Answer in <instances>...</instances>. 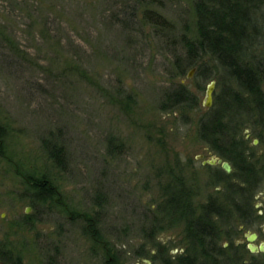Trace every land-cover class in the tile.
I'll list each match as a JSON object with an SVG mask.
<instances>
[{
  "label": "rangeland",
  "instance_id": "rangeland-1",
  "mask_svg": "<svg viewBox=\"0 0 264 264\" xmlns=\"http://www.w3.org/2000/svg\"><path fill=\"white\" fill-rule=\"evenodd\" d=\"M201 1L0 0V257L161 264L148 256L159 245L183 252L184 220L163 208L188 204L191 182L197 214L214 189L195 156L221 90L250 104L213 56L189 51ZM247 27L242 56L264 63V4ZM249 104L242 127L258 119ZM42 175L58 196L35 194L28 178Z\"/></svg>",
  "mask_w": 264,
  "mask_h": 264
},
{
  "label": "flooded vegetation",
  "instance_id": "flooded-vegetation-1",
  "mask_svg": "<svg viewBox=\"0 0 264 264\" xmlns=\"http://www.w3.org/2000/svg\"><path fill=\"white\" fill-rule=\"evenodd\" d=\"M228 124L237 127L226 130L223 121H207L199 138L204 153L195 157L205 170V181L214 188L201 202L203 220L208 230L212 228L219 264H264V112L248 127ZM193 186L190 182L189 207L194 203ZM88 237L95 251L94 232ZM104 250L108 254L107 246ZM210 251L207 248L206 254ZM0 261L14 264L3 257ZM107 262L115 261L108 255Z\"/></svg>",
  "mask_w": 264,
  "mask_h": 264
},
{
  "label": "trees",
  "instance_id": "trees-1",
  "mask_svg": "<svg viewBox=\"0 0 264 264\" xmlns=\"http://www.w3.org/2000/svg\"><path fill=\"white\" fill-rule=\"evenodd\" d=\"M197 4V45L189 42V51L198 53L197 57L207 53L213 56L232 80L238 85L242 93H246L249 98V107L256 110L258 119H262L264 112V68L260 62H255L254 58L242 56L245 52L246 38L250 33L247 30V23L257 7L264 4V0H206ZM155 20V19H154ZM249 49V48H248ZM264 64V63H263ZM230 84V83H229ZM229 89L221 90L218 97V109L208 118L212 122H225L224 128L237 127L236 124L228 127V122L234 124H243V111L241 106L247 105L241 95L234 90L232 84ZM183 91L178 89L168 96V99L179 101L182 98ZM235 114V115H234ZM249 116L253 112H248ZM240 115V116H238ZM251 118V117H248ZM229 119V120H228ZM246 119V118H245ZM226 120V121H225ZM237 121V122H235ZM205 124V122H204ZM203 124V125H204ZM228 124V125H227ZM54 150V149H53ZM59 150L51 151L54 161L59 163ZM29 183L35 194L41 198H52L58 196L57 187L44 175L34 178L29 177ZM180 199L175 198L169 201L168 206H164V212H174L178 217L184 220V240L186 246L182 253L170 255L164 252L161 245L156 248L151 256L161 264H219L217 252L215 251L214 236L205 226L203 220L205 213L202 208L196 214L191 206L182 204ZM155 227L163 228L161 217L156 215ZM163 218V217H162ZM159 230V229H158ZM95 238L100 242V236L95 232ZM209 243V244H208ZM208 244V247L206 245ZM211 250L206 254V249ZM109 251V250H108Z\"/></svg>",
  "mask_w": 264,
  "mask_h": 264
},
{
  "label": "water",
  "instance_id": "water-1",
  "mask_svg": "<svg viewBox=\"0 0 264 264\" xmlns=\"http://www.w3.org/2000/svg\"><path fill=\"white\" fill-rule=\"evenodd\" d=\"M213 88H214V81H210L209 84L207 85V89H206V97H205V106L209 107L210 104H211V98H212V91H213ZM223 167L226 169V170H229V166L224 163L223 164ZM0 264H5L3 262L0 261Z\"/></svg>",
  "mask_w": 264,
  "mask_h": 264
}]
</instances>
